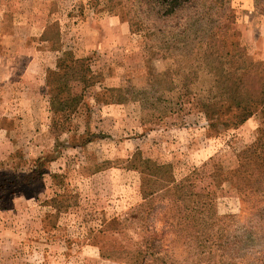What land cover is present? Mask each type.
Instances as JSON below:
<instances>
[{
	"label": "rangeland",
	"instance_id": "rangeland-1",
	"mask_svg": "<svg viewBox=\"0 0 264 264\" xmlns=\"http://www.w3.org/2000/svg\"><path fill=\"white\" fill-rule=\"evenodd\" d=\"M165 2L0 0V264H264V102L183 87L212 34L258 91L264 0ZM109 15L116 46L85 50Z\"/></svg>",
	"mask_w": 264,
	"mask_h": 264
},
{
	"label": "trees",
	"instance_id": "trees-1",
	"mask_svg": "<svg viewBox=\"0 0 264 264\" xmlns=\"http://www.w3.org/2000/svg\"><path fill=\"white\" fill-rule=\"evenodd\" d=\"M183 4L184 0H166L164 3L165 9L163 16L177 12ZM209 41L210 43L207 44V47L209 46V48L207 50H203L201 48L197 49V55H195L191 61L185 65L188 68V72H185L183 77L187 80H183V87L187 88L189 80L192 82H198L199 72L205 71L206 80H208L207 82L210 83V85L208 91L206 88H201L200 91L208 93L212 98H218L219 96L226 95V97H228V100L226 101L230 102V104H228V108L235 107L236 109H242L240 110L244 114V118H242V120H245L252 114L249 110L250 105H259L264 102V81L259 83V89L257 92H252L248 87L245 89L246 82L244 74L246 67V55L243 47L239 42L234 41L232 43V50L225 53L219 47L215 46L212 34ZM235 59L239 60L240 63L235 69H233ZM52 71L53 70H50V72ZM234 74H237L236 82L231 85L230 78L231 75ZM249 90L252 96L248 97L249 99H246L245 96H247ZM214 102L217 104L220 103V101ZM204 105L208 106L206 104ZM245 111L247 114L246 116Z\"/></svg>",
	"mask_w": 264,
	"mask_h": 264
},
{
	"label": "crops",
	"instance_id": "crops-1",
	"mask_svg": "<svg viewBox=\"0 0 264 264\" xmlns=\"http://www.w3.org/2000/svg\"><path fill=\"white\" fill-rule=\"evenodd\" d=\"M106 18L104 19L101 18L99 23H98V27L93 28V32L89 34H87V37H85V46L83 47L85 50L89 51V50H93V49H97L99 47L101 48H107L110 46H116L117 41L120 40V29L122 28V24L121 21L118 17H116V15H109V16H105ZM112 23V24H110ZM109 33V37L105 36V34ZM55 52L59 53V50H56ZM38 57L41 58L40 56H35L32 60V62L30 63V65H28V69L29 70H33L36 71L37 73L34 74V72L29 75L28 78L30 79H34V80H38L39 82V87L41 86L42 83V75H44L47 70L56 68L57 66V61L56 58L50 59V61H48V63H43L42 61L38 60ZM25 72V71H24ZM28 76V70H26V72L24 73V75H22V77H27Z\"/></svg>",
	"mask_w": 264,
	"mask_h": 264
}]
</instances>
